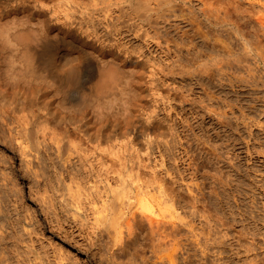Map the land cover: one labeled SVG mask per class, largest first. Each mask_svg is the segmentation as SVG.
I'll list each match as a JSON object with an SVG mask.
<instances>
[{
    "label": "rangeland",
    "instance_id": "374dc122",
    "mask_svg": "<svg viewBox=\"0 0 264 264\" xmlns=\"http://www.w3.org/2000/svg\"><path fill=\"white\" fill-rule=\"evenodd\" d=\"M43 1L74 37L143 61L150 128L72 136L61 155L0 145L11 264H137L131 249L111 261L102 216L143 199L163 202L158 216L185 238L176 264H264V0H166L149 31L102 0Z\"/></svg>",
    "mask_w": 264,
    "mask_h": 264
},
{
    "label": "bare ground",
    "instance_id": "6f19581e",
    "mask_svg": "<svg viewBox=\"0 0 264 264\" xmlns=\"http://www.w3.org/2000/svg\"><path fill=\"white\" fill-rule=\"evenodd\" d=\"M102 2L115 5L120 25L145 31L154 29L158 17H165L168 10L166 0ZM142 77L143 61L137 56L74 37L53 20L43 0H0V145L4 149L12 146L24 157H40L50 147L61 155L75 147L72 136L102 142L118 134L143 135L150 127L141 119L146 104ZM6 162L1 153L0 163ZM1 174L3 181L8 178L7 172ZM6 185L0 183V264H11L10 239L16 228ZM123 203L114 202L102 216L109 244V254L105 253L111 261L123 255L119 250L131 249L141 259L137 264H176L175 251L184 249L185 238L158 216L166 210L160 206L163 202L143 199L131 204L127 214ZM129 258L125 261L130 264Z\"/></svg>",
    "mask_w": 264,
    "mask_h": 264
}]
</instances>
